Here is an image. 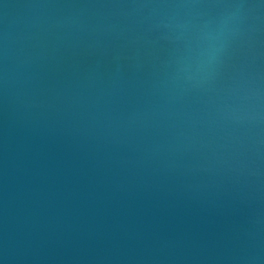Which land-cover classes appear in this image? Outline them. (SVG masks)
<instances>
[{"label":"water","instance_id":"water-1","mask_svg":"<svg viewBox=\"0 0 264 264\" xmlns=\"http://www.w3.org/2000/svg\"><path fill=\"white\" fill-rule=\"evenodd\" d=\"M0 264H264V0H0Z\"/></svg>","mask_w":264,"mask_h":264}]
</instances>
